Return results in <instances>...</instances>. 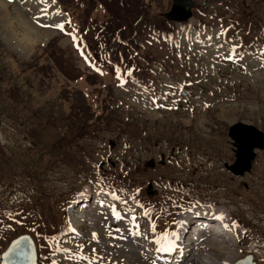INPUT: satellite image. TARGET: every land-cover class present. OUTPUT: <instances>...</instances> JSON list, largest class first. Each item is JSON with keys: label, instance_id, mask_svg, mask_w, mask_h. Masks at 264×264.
Here are the masks:
<instances>
[{"label": "rangeland", "instance_id": "1", "mask_svg": "<svg viewBox=\"0 0 264 264\" xmlns=\"http://www.w3.org/2000/svg\"><path fill=\"white\" fill-rule=\"evenodd\" d=\"M56 1L0 0V255L27 233L38 264H230L248 254L264 264V151L243 176L224 167L231 123L264 131V0H195L186 23L147 27L131 61L141 68L96 63ZM142 4L162 19L171 1ZM51 41L77 79L33 69ZM78 102L91 118L76 135L65 120ZM161 154L164 166L144 167ZM220 210L228 229L216 237L209 223ZM181 218L185 256L154 260ZM195 219L209 225L191 237Z\"/></svg>", "mask_w": 264, "mask_h": 264}, {"label": "trees", "instance_id": "2", "mask_svg": "<svg viewBox=\"0 0 264 264\" xmlns=\"http://www.w3.org/2000/svg\"><path fill=\"white\" fill-rule=\"evenodd\" d=\"M58 1L65 9L72 11V15H75L78 31L83 36L89 53L94 61L102 67L109 68L111 65H121L122 63L127 67L134 65L141 68L143 63L133 64L131 61L136 57L133 54L140 50L138 41L145 35L147 27L159 31L169 30L166 21L159 17L153 19L148 15L143 7V0ZM99 9H103L106 15L101 22L92 18V14ZM53 42H49L42 49V53L48 61L33 69L45 77L46 67L50 66L68 79H77L80 74L74 71L75 75L72 73L67 61L63 60ZM2 79L3 77H1V81H3ZM76 106L77 109L74 105L71 106L72 115L70 114V119H66L65 122H71V125L69 124L71 133L79 135L83 133V130H87L86 123L91 118V114L85 105L78 102ZM66 126L67 123H65ZM30 136L33 140V134ZM54 144H58V148L60 142ZM63 145L61 148L64 147Z\"/></svg>", "mask_w": 264, "mask_h": 264}, {"label": "water", "instance_id": "3", "mask_svg": "<svg viewBox=\"0 0 264 264\" xmlns=\"http://www.w3.org/2000/svg\"><path fill=\"white\" fill-rule=\"evenodd\" d=\"M195 6L194 0H171L168 12L162 13L161 17L169 22H186L192 16V9ZM228 137L232 140L235 160L232 165H225V168L235 176H243L251 169L255 158V150L264 151V132L251 124L234 122L228 129ZM112 141L109 148L114 147ZM158 163L163 165L164 160ZM103 163L100 164L102 167ZM155 160L151 159L145 163L146 168L154 169ZM152 184L146 186V194L154 196L157 192L152 190ZM2 264H37V253L35 244L28 234L20 235L9 243L8 247L1 253ZM234 264H255L253 256L247 255L237 260Z\"/></svg>", "mask_w": 264, "mask_h": 264}, {"label": "bare ground", "instance_id": "4", "mask_svg": "<svg viewBox=\"0 0 264 264\" xmlns=\"http://www.w3.org/2000/svg\"><path fill=\"white\" fill-rule=\"evenodd\" d=\"M20 12V11H19ZM85 195V194H84ZM82 196V195H81ZM81 196H78V200L79 199H82L81 201H87L88 199L85 197V196H83V197H81ZM89 201V200H88ZM71 210V212H73V213H71V214H69L68 216H69V219H70V221L73 219H76L77 217H78V215L79 214H77V215H75V213H76V211H74V210H72V209H70ZM223 214H224V211L223 210H220L219 212H218V214H213V218L215 219H212V221L209 223L210 224V226L211 227H214L213 228V234L214 235H216V237L217 236H219V237H221L222 235H224L225 233H227V231L224 229V225L222 224V222H225V220H220V219H218L217 217L218 216H223ZM226 214V213H225ZM82 215V214H81ZM227 218V217H226ZM199 222L201 223L202 222V220H199ZM207 222V221H206ZM184 224H185V219L184 220H182V218L179 220V228H178V234H177V236H175L174 237V239H172V240H170L171 242H170V248H174V246L178 243V244H182V249H183V251H185L184 249L185 248H187V245H189V244H184L183 242V240H181L180 239V236H181V233H180V231L182 230V228H183V226H184ZM209 224H205V222L203 221V223L202 224H198L199 225V227L198 226H193V228H192V234L190 235L191 237H193V236H196V234H200V229L202 230L203 229V226L202 225H206L207 227H208V225ZM72 225V227H74V225H75V223L73 224H71ZM191 231H190V233H191ZM180 234V235H179ZM220 234H222V235H220ZM186 243V242H185ZM184 245V246H183ZM184 256H185V254H184ZM229 261H231V263L233 262V259H230L229 258ZM222 264H226V263H222Z\"/></svg>", "mask_w": 264, "mask_h": 264}, {"label": "snow or ice", "instance_id": "5", "mask_svg": "<svg viewBox=\"0 0 264 264\" xmlns=\"http://www.w3.org/2000/svg\"><path fill=\"white\" fill-rule=\"evenodd\" d=\"M55 27L59 28V29L62 30V31H63V28H64V26H63L62 24L55 25ZM74 39H75V38H74ZM234 52H235V48L233 49V53H234ZM226 59L233 60V62H235V56H234V55H229L228 57H226ZM130 74H131V73H129V75H130ZM114 215H116V218H117V219H120V218H121V217H119L118 214L115 213V211H114ZM217 218L220 219V220H223V219H224V217H223L222 215H221V216H218ZM235 226H236V225L233 224V227H235ZM137 227H138V226H137ZM224 227L227 228L228 225L225 224Z\"/></svg>", "mask_w": 264, "mask_h": 264}]
</instances>
